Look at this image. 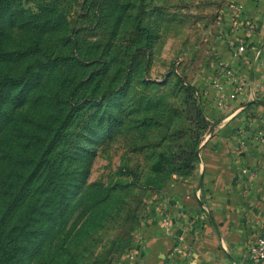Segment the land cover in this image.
<instances>
[{
  "label": "rangeland",
  "instance_id": "obj_1",
  "mask_svg": "<svg viewBox=\"0 0 264 264\" xmlns=\"http://www.w3.org/2000/svg\"><path fill=\"white\" fill-rule=\"evenodd\" d=\"M232 1L0 0L4 257L131 264L193 173Z\"/></svg>",
  "mask_w": 264,
  "mask_h": 264
},
{
  "label": "crops",
  "instance_id": "obj_2",
  "mask_svg": "<svg viewBox=\"0 0 264 264\" xmlns=\"http://www.w3.org/2000/svg\"><path fill=\"white\" fill-rule=\"evenodd\" d=\"M257 3L245 0L254 24L239 30L247 45L241 59L233 55L226 22L217 65L202 84L210 124L194 171L173 182L145 220L131 264H264L250 253L264 237V64L256 57L264 40V5ZM237 75L245 79L244 89L235 100L223 99Z\"/></svg>",
  "mask_w": 264,
  "mask_h": 264
},
{
  "label": "built area",
  "instance_id": "obj_3",
  "mask_svg": "<svg viewBox=\"0 0 264 264\" xmlns=\"http://www.w3.org/2000/svg\"><path fill=\"white\" fill-rule=\"evenodd\" d=\"M256 2H260L262 5H264V0H255ZM257 3V4H258ZM229 21L230 27L232 30V38H231V44H232V52L236 59H241L243 53L246 50V41L240 37L239 30L247 27L248 30L251 29V27L254 24L253 18L247 14V7L245 5V0H233L230 2L228 7V13L226 14L225 23ZM256 57L263 59L264 64V40L261 43L260 47L256 51ZM235 72H231V76H233ZM246 84L245 79L237 75L235 79V86L233 91L230 95H225L223 93L221 96L223 99L228 100H235L238 96V94L244 89ZM217 86L219 88L223 89L222 86H220L219 83H217ZM164 222L166 225L170 224V219L165 218ZM250 253L252 257L255 259H264V237L261 236L257 239V242L250 248Z\"/></svg>",
  "mask_w": 264,
  "mask_h": 264
},
{
  "label": "trees",
  "instance_id": "obj_4",
  "mask_svg": "<svg viewBox=\"0 0 264 264\" xmlns=\"http://www.w3.org/2000/svg\"><path fill=\"white\" fill-rule=\"evenodd\" d=\"M197 154V151H195ZM197 159V156L195 155V160H194V163H193V168L195 166V161ZM194 171V169L192 170V172ZM192 174V173H191ZM190 174V175H191ZM10 192V191H9ZM13 194H11L12 196ZM10 196V195H9ZM16 198H17V195H14L11 199V203L9 204V206L12 208V211H14L16 209ZM0 253H1V257H0V264H14L15 262L13 261L14 259H12L11 257H4V250L0 247Z\"/></svg>",
  "mask_w": 264,
  "mask_h": 264
}]
</instances>
